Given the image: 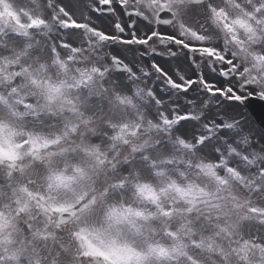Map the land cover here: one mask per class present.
Masks as SVG:
<instances>
[{
  "label": "snow or ice",
  "instance_id": "obj_1",
  "mask_svg": "<svg viewBox=\"0 0 264 264\" xmlns=\"http://www.w3.org/2000/svg\"><path fill=\"white\" fill-rule=\"evenodd\" d=\"M264 0H0V264H264Z\"/></svg>",
  "mask_w": 264,
  "mask_h": 264
},
{
  "label": "rangeland",
  "instance_id": "obj_2",
  "mask_svg": "<svg viewBox=\"0 0 264 264\" xmlns=\"http://www.w3.org/2000/svg\"><path fill=\"white\" fill-rule=\"evenodd\" d=\"M251 119V118H250ZM253 122V121H252ZM254 123V122H253Z\"/></svg>",
  "mask_w": 264,
  "mask_h": 264
}]
</instances>
